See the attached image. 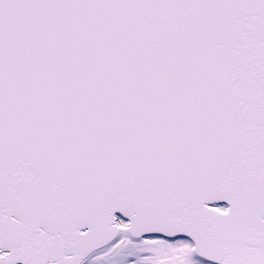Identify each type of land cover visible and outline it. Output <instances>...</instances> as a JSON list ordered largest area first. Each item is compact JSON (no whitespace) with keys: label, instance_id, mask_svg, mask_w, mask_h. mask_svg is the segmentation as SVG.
<instances>
[{"label":"snow or ice","instance_id":"snow-or-ice-1","mask_svg":"<svg viewBox=\"0 0 264 264\" xmlns=\"http://www.w3.org/2000/svg\"><path fill=\"white\" fill-rule=\"evenodd\" d=\"M0 264H264V0H0Z\"/></svg>","mask_w":264,"mask_h":264}]
</instances>
